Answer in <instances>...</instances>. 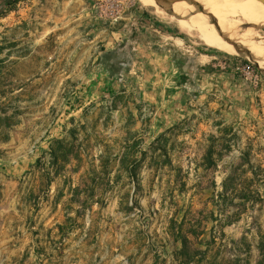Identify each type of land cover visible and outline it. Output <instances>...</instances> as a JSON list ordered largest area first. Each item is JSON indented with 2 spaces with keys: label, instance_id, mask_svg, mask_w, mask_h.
Returning a JSON list of instances; mask_svg holds the SVG:
<instances>
[{
  "label": "rangeland",
  "instance_id": "1",
  "mask_svg": "<svg viewBox=\"0 0 264 264\" xmlns=\"http://www.w3.org/2000/svg\"><path fill=\"white\" fill-rule=\"evenodd\" d=\"M157 12L0 13V264H264V57Z\"/></svg>",
  "mask_w": 264,
  "mask_h": 264
},
{
  "label": "bare ground",
  "instance_id": "2",
  "mask_svg": "<svg viewBox=\"0 0 264 264\" xmlns=\"http://www.w3.org/2000/svg\"><path fill=\"white\" fill-rule=\"evenodd\" d=\"M155 8L158 12L166 13V15L168 14L171 18L177 20L183 31L191 35L196 34L208 45L223 49H229L227 46H234L222 40L204 23L198 20L191 21L188 11L184 8L167 9L159 6H155ZM187 8L198 16L207 15L212 18L223 34H227L228 38L237 40L247 49L251 58L264 57V51L259 49L260 46L255 43V37L257 36L255 30L264 26L263 1L201 0L198 3L188 5ZM239 18L245 21L242 26L233 21Z\"/></svg>",
  "mask_w": 264,
  "mask_h": 264
},
{
  "label": "water",
  "instance_id": "3",
  "mask_svg": "<svg viewBox=\"0 0 264 264\" xmlns=\"http://www.w3.org/2000/svg\"><path fill=\"white\" fill-rule=\"evenodd\" d=\"M147 1L153 5L159 6L161 8H167V9L169 8L170 9V8L177 7V8H184L188 12H190V10L187 8V6L191 5V4L198 3L201 0H147ZM242 1H257V0H242ZM258 1L264 2V0H258ZM195 18H196L195 20H199L200 22L204 23L208 28H210V30H212L214 33H216L222 40L231 43L236 48L242 49L240 43L237 40H235L233 38L224 37L220 27L209 16H207V15H201V16L196 15Z\"/></svg>",
  "mask_w": 264,
  "mask_h": 264
},
{
  "label": "built area",
  "instance_id": "4",
  "mask_svg": "<svg viewBox=\"0 0 264 264\" xmlns=\"http://www.w3.org/2000/svg\"><path fill=\"white\" fill-rule=\"evenodd\" d=\"M238 68H241L243 71L252 72V69L254 68V66L248 62L247 63L240 62L238 65Z\"/></svg>",
  "mask_w": 264,
  "mask_h": 264
},
{
  "label": "trees",
  "instance_id": "5",
  "mask_svg": "<svg viewBox=\"0 0 264 264\" xmlns=\"http://www.w3.org/2000/svg\"><path fill=\"white\" fill-rule=\"evenodd\" d=\"M15 0H4V4H3V10L10 4H12V2H14ZM0 13H2V11Z\"/></svg>",
  "mask_w": 264,
  "mask_h": 264
},
{
  "label": "flooded vegetation",
  "instance_id": "6",
  "mask_svg": "<svg viewBox=\"0 0 264 264\" xmlns=\"http://www.w3.org/2000/svg\"><path fill=\"white\" fill-rule=\"evenodd\" d=\"M3 4H4V0H0V12L1 10H3Z\"/></svg>",
  "mask_w": 264,
  "mask_h": 264
}]
</instances>
